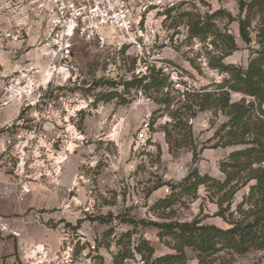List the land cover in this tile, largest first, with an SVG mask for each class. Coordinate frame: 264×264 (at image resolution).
<instances>
[{"label":"rangeland","instance_id":"obj_1","mask_svg":"<svg viewBox=\"0 0 264 264\" xmlns=\"http://www.w3.org/2000/svg\"><path fill=\"white\" fill-rule=\"evenodd\" d=\"M5 2H8L7 9L0 8V28L11 30L10 21L16 16L12 4L16 0H0V5ZM217 11L237 17V0H194L179 6L164 24L166 30L163 27L162 40L142 57L126 49L112 52L79 42L73 50L87 88L48 91L49 98L55 100L57 108L67 119L65 125L70 134L62 140L73 142L75 147L74 154L69 155L64 164L61 188L68 187L76 175H83L84 180L79 182L77 192L70 196L59 192L62 197L57 201L29 211L58 216L66 210L65 217L41 221L48 228L61 225L69 229L74 239L78 236L76 231L81 233L88 245H95V252L88 255L95 264H113V257L120 251L129 255L122 264H152L155 258L173 253L166 239H160L157 229L150 223L198 221L221 229L228 228L226 222L216 216L219 212L218 195L201 186L194 195L176 196L179 189L173 191L172 188L180 186L192 171L222 181L224 176L219 170L220 164L231 152L242 147H215L217 139L214 134L226 119L211 111L198 113L188 121L192 138L183 140L186 131L169 125L170 111L174 107L168 110L159 104L167 89L169 92L171 88L174 90L175 83H181L183 89L191 87L198 92L203 89L210 92L212 84H220L226 77L209 65L211 57L216 55L211 46V35L201 41L190 38L188 34L191 19L206 20ZM24 12L28 14L24 20L28 23L26 42L16 53L18 48L10 45L4 46L5 53L0 51L2 75L32 58L34 53L31 50L42 36L40 30L44 23L34 20L32 10ZM215 24L221 31L231 34L238 47L223 62L245 68L252 52L258 49L253 31L256 22L252 24L253 42L250 45L241 41L237 22L228 24V19L222 18L215 20ZM108 67H111L110 73H106ZM151 70L159 73L160 78H167L163 91L144 92L132 86L126 88V83L148 76ZM178 94L171 91L172 96H180ZM241 97L240 94H231L233 101ZM167 132L175 143L169 144ZM248 188H240L231 198V204L225 202L222 208L234 210L248 193ZM165 189L170 194H165ZM41 191L55 196L53 191ZM173 195L175 202L170 209H153L156 201ZM28 199L30 197L19 204L26 206ZM5 220L1 218L0 222ZM141 242H146L154 251L149 263L134 254V247ZM186 256L184 264H199L197 254L190 249L186 250ZM228 259L229 256L221 252L207 257L204 264H218ZM233 259V264H264V251L242 257L234 255Z\"/></svg>","mask_w":264,"mask_h":264},{"label":"built area","instance_id":"obj_2","mask_svg":"<svg viewBox=\"0 0 264 264\" xmlns=\"http://www.w3.org/2000/svg\"><path fill=\"white\" fill-rule=\"evenodd\" d=\"M193 1L16 0L12 4L16 16L10 21L11 30L0 28L1 52L5 53L4 46L10 45L18 48L16 53L25 44L28 23L24 20L28 14L24 11L32 10L34 20L44 23L40 30L42 36L31 50L32 58L3 75L0 73V110L9 106L16 108L14 120L0 129L4 145L0 173L13 180L17 202L41 190L62 192L68 197L77 192L79 182L84 180L83 175H76L68 187L61 188L64 164L69 155L74 154L75 147L73 142L62 140L70 134L65 125L67 119L48 93L57 88H87V81L76 62L75 45L79 42L93 44L112 52L126 49L142 57L162 40L164 24L175 9ZM7 4L3 3L0 8L7 9ZM110 68L106 73L111 72ZM173 87L180 95L188 90L183 89L181 83ZM165 194L170 191L165 189ZM5 221L0 222L2 238L21 239L22 234ZM62 228L59 251H49L46 246L25 248L20 245L25 262L52 264L62 253L67 264H74L75 246L78 245L82 249V261L77 264H95L88 257L95 252V245H88L78 231V240L72 241L69 229Z\"/></svg>","mask_w":264,"mask_h":264},{"label":"trees","instance_id":"obj_3","mask_svg":"<svg viewBox=\"0 0 264 264\" xmlns=\"http://www.w3.org/2000/svg\"><path fill=\"white\" fill-rule=\"evenodd\" d=\"M237 3V17L217 11L205 18L206 20L193 18L188 22L190 38L204 41L211 35V46L216 55L211 57L209 65L226 75L223 81L220 84H212L210 92L204 89L198 92L190 87L184 95L178 94L182 97L172 96L171 91H176L171 88L169 92L167 89L163 95L164 99L159 100V104L168 110L174 107L170 111L169 125L173 129L181 127L186 131L183 140L192 138L188 121L195 118L198 113L211 111L226 119L214 134V138L217 139L215 147H242L231 152L220 164L219 170L224 176L222 181L200 176L197 171H192L180 186L172 188L173 191L179 189L176 196L194 195L201 186L211 190L215 196H219L217 203L219 212L216 216L221 217L228 228L221 229L198 221L150 223V226L157 229L158 237L166 239V244L173 252L155 258L152 264H184L187 249L197 254L199 264H204L207 257L221 252L226 253L229 259L218 264H233L234 255L242 257L251 252L264 251V0L250 2L237 0ZM222 18L228 19V24L237 22L239 37L246 45L253 42L251 28L253 22H256L253 31L258 49L252 52L245 68L223 62L237 51L238 47L234 37L226 31H221L215 24V20ZM159 76V73L151 70L148 76L126 83L125 86L140 88L144 92L149 90L161 92L167 78ZM232 93L240 94L242 97L238 101H233ZM166 138L169 144L176 142L168 132ZM193 155L196 158L194 148ZM246 186H249L248 193L234 210L230 211L229 207L222 208L225 202L230 205L234 194ZM174 198L173 195L159 199L152 207L154 210L170 209L175 202ZM134 254L143 262L149 263L154 251L146 242H141L134 247ZM128 257L126 252L120 251L113 257V264H122Z\"/></svg>","mask_w":264,"mask_h":264},{"label":"crops","instance_id":"obj_4","mask_svg":"<svg viewBox=\"0 0 264 264\" xmlns=\"http://www.w3.org/2000/svg\"><path fill=\"white\" fill-rule=\"evenodd\" d=\"M15 117L16 108L13 106L0 110V129L6 123L13 121ZM3 148V141L0 137V154ZM13 184V180L10 177L0 173V217L8 220L13 225L12 228L22 234V238L15 239L9 237L5 240L0 235V264H28L23 258L20 245H23L25 248L27 246H46L49 251H59L64 229L61 225H58L54 229L48 228L42 221L46 222L49 219L58 220L60 217H65L66 210L59 213L58 216L46 213L36 214L34 211H29V209L33 208H42L53 203L55 200L57 201L62 196L61 194L50 196L43 191H39L37 194L28 196L30 199H28L27 205L21 206L16 201V189ZM71 240H78V236L74 239L71 235ZM75 247L73 262L77 264L82 261L80 260V251L82 249L78 245ZM60 250L63 251L62 248ZM62 255L60 253L61 257L52 264H67Z\"/></svg>","mask_w":264,"mask_h":264},{"label":"bare ground","instance_id":"obj_5","mask_svg":"<svg viewBox=\"0 0 264 264\" xmlns=\"http://www.w3.org/2000/svg\"><path fill=\"white\" fill-rule=\"evenodd\" d=\"M72 152V151H71Z\"/></svg>","mask_w":264,"mask_h":264}]
</instances>
